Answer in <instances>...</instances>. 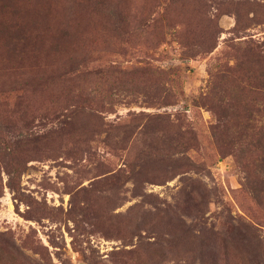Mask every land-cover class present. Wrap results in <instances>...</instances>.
<instances>
[{
    "label": "rangeland",
    "instance_id": "rangeland-1",
    "mask_svg": "<svg viewBox=\"0 0 264 264\" xmlns=\"http://www.w3.org/2000/svg\"><path fill=\"white\" fill-rule=\"evenodd\" d=\"M0 264H264V0H0Z\"/></svg>",
    "mask_w": 264,
    "mask_h": 264
}]
</instances>
